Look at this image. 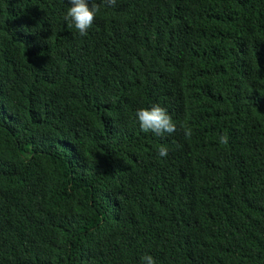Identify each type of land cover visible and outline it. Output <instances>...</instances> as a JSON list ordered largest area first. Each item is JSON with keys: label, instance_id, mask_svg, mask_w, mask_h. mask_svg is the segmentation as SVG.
I'll return each mask as SVG.
<instances>
[{"label": "trees", "instance_id": "obj_1", "mask_svg": "<svg viewBox=\"0 0 264 264\" xmlns=\"http://www.w3.org/2000/svg\"><path fill=\"white\" fill-rule=\"evenodd\" d=\"M97 3L0 0V264H264V0Z\"/></svg>", "mask_w": 264, "mask_h": 264}, {"label": "clouds", "instance_id": "obj_2", "mask_svg": "<svg viewBox=\"0 0 264 264\" xmlns=\"http://www.w3.org/2000/svg\"><path fill=\"white\" fill-rule=\"evenodd\" d=\"M105 6H114L117 0H101ZM67 6L63 19L69 28H74L80 36L86 35L92 27L93 20L99 11L97 0H66ZM134 119L139 130L144 133H151L155 136L171 135L176 131V124L168 111L159 104H152L136 110ZM228 141L224 133L218 134V143L226 144ZM168 147L161 145L156 155L158 158H166ZM138 264H157L150 254L141 255Z\"/></svg>", "mask_w": 264, "mask_h": 264}]
</instances>
